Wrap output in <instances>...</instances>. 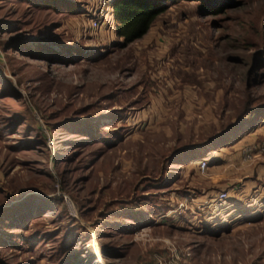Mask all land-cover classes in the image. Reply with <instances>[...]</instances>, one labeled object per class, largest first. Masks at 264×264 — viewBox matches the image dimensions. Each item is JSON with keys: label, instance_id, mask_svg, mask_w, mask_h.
Segmentation results:
<instances>
[{"label": "rangeland", "instance_id": "374dc122", "mask_svg": "<svg viewBox=\"0 0 264 264\" xmlns=\"http://www.w3.org/2000/svg\"><path fill=\"white\" fill-rule=\"evenodd\" d=\"M115 2L0 0V264H264V0Z\"/></svg>", "mask_w": 264, "mask_h": 264}, {"label": "trees", "instance_id": "16d2710c", "mask_svg": "<svg viewBox=\"0 0 264 264\" xmlns=\"http://www.w3.org/2000/svg\"><path fill=\"white\" fill-rule=\"evenodd\" d=\"M165 9L166 4L163 0H116L114 11L117 19V35L123 38L126 44L141 38ZM259 63H264V58L256 56L251 64H254L256 69Z\"/></svg>", "mask_w": 264, "mask_h": 264}, {"label": "built area", "instance_id": "2783aa9c", "mask_svg": "<svg viewBox=\"0 0 264 264\" xmlns=\"http://www.w3.org/2000/svg\"><path fill=\"white\" fill-rule=\"evenodd\" d=\"M114 0H102V8L98 9V10H94L92 16H91V25L90 27L95 28V27H99L100 24L103 21L106 20L107 16H108V12L110 10L109 5L113 2ZM259 147L261 149V151H264V144H259ZM207 167V161L206 160H201L199 161V168L204 171ZM229 197V193L228 191H222L221 193H219L218 195V199L221 201H225L227 198Z\"/></svg>", "mask_w": 264, "mask_h": 264}]
</instances>
